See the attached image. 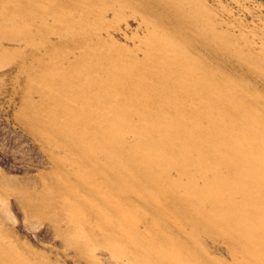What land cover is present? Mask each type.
Here are the masks:
<instances>
[{"label":"bare ground","instance_id":"6f19581e","mask_svg":"<svg viewBox=\"0 0 264 264\" xmlns=\"http://www.w3.org/2000/svg\"><path fill=\"white\" fill-rule=\"evenodd\" d=\"M0 116V264H264L261 3L0 0Z\"/></svg>","mask_w":264,"mask_h":264},{"label":"rangeland","instance_id":"374dc122","mask_svg":"<svg viewBox=\"0 0 264 264\" xmlns=\"http://www.w3.org/2000/svg\"><path fill=\"white\" fill-rule=\"evenodd\" d=\"M252 1L255 3H261L264 8V3H262L264 2L263 0ZM24 136L25 135L18 128L13 126V123L10 120L0 116V167L3 166L2 168L6 170L8 169L11 172H13L12 170H17L16 174H22L24 170V172L29 170V166L31 167L39 163V161L37 163V160L39 159L37 151L31 146V143L28 142L29 140L27 137ZM13 215H15L14 226L17 231L19 230L18 232L26 236L33 244L53 245L54 243L55 245V242L52 241L53 239L49 236V232L46 228L39 227L31 230L24 225V223L22 224L18 219V215L14 213V211Z\"/></svg>","mask_w":264,"mask_h":264}]
</instances>
